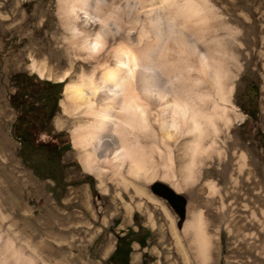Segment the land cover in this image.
<instances>
[{
    "label": "rangeland",
    "instance_id": "rangeland-1",
    "mask_svg": "<svg viewBox=\"0 0 264 264\" xmlns=\"http://www.w3.org/2000/svg\"><path fill=\"white\" fill-rule=\"evenodd\" d=\"M153 1L148 8L157 9L159 0ZM213 1L219 15L226 19L227 13L232 15L228 25L239 28L243 35L232 38L219 33L229 53L217 54L222 58L224 78L218 82L212 67L205 74L194 71L192 87L194 92L205 93L209 111L212 105L222 109L226 101L224 108L233 122L228 131L220 120L214 128L218 132L205 127L207 152L196 156L191 171L186 172V140L181 131L175 130L176 140L170 141L157 130L160 143L148 152L152 154L145 169L149 176L137 179L126 169L117 175L109 168L90 173L84 167V152L73 136L82 116L64 114L61 101L71 78L88 65L74 60L69 76L59 81L70 67L58 0H0V183L9 186V192H4L0 185V197L5 195L6 203L19 213L12 231L0 222L1 237L11 233L20 241L19 237H29L31 255H40L49 264H111L118 239L132 231L145 243L143 247L131 244L128 264H180V248L193 256L189 250L192 239L183 230L193 214L202 211L206 233L216 237L212 243L214 264H264V0ZM210 26H216L215 22ZM174 47L199 68L188 47ZM32 57L49 61L51 78H42L32 69ZM37 81L60 85V99L51 119L44 115L46 106L34 104L35 111L25 124L34 143L26 144L16 133L20 113L12 99L19 89ZM215 140V150H210ZM61 148L66 151L59 158L53 156ZM218 149L226 150L227 158H220ZM240 150L248 156L244 174L236 168L235 154ZM156 182L186 199L181 229L173 210L151 192ZM210 182L213 190L206 186ZM25 211L27 220L21 218Z\"/></svg>",
    "mask_w": 264,
    "mask_h": 264
},
{
    "label": "bare ground",
    "instance_id": "bare-ground-1",
    "mask_svg": "<svg viewBox=\"0 0 264 264\" xmlns=\"http://www.w3.org/2000/svg\"><path fill=\"white\" fill-rule=\"evenodd\" d=\"M151 1L154 2L58 0L65 31L62 39L67 45L64 52L70 67L59 81L69 76L76 59L90 66L88 69L84 65L71 78L61 101L64 114L82 116L75 124L73 136L76 146L84 152L83 164L90 173L105 172L109 168L118 175L126 169L137 179L148 177L145 169L152 156L149 153L160 143L157 130L170 141L176 140L175 130L181 131L186 140L184 169L191 171L195 157L207 152L205 127L214 129L220 120L228 131L233 122L229 110L224 108L226 101L222 109L212 105L209 111L204 104L205 93L194 92L192 87L194 71L205 74L212 67L218 82L223 77L222 58L217 54L229 53L219 33L232 38L243 35L239 28L228 25L233 22L232 15L227 13V19L219 15V7L213 0H159L157 9L148 8ZM212 21L216 26H210ZM175 44L188 47L199 68L190 63L186 53L176 51ZM32 59V69L42 78H51L47 69L49 61ZM215 141L209 149L218 143ZM168 151L173 161L169 146ZM225 151L217 150L220 158H227ZM235 155L238 171L247 172V154L240 150ZM0 185L4 192H9L7 184ZM206 186L209 190L215 188L213 182ZM3 197H0V222L12 231L19 213ZM26 212L21 214L24 220L28 218ZM183 231L185 237L192 239L189 250L193 256L180 248V264H214L212 243L216 237L206 233L203 212L193 214ZM19 238L21 241L16 233L0 236V264H49L42 256L31 255L29 237ZM176 241L179 247H184Z\"/></svg>",
    "mask_w": 264,
    "mask_h": 264
},
{
    "label": "trees",
    "instance_id": "trees-1",
    "mask_svg": "<svg viewBox=\"0 0 264 264\" xmlns=\"http://www.w3.org/2000/svg\"><path fill=\"white\" fill-rule=\"evenodd\" d=\"M31 81V79H29ZM61 86L58 84H52L46 81H37L32 84L29 83L19 89V91L13 97V106L16 111L20 113L17 119L16 133L18 139L22 143L33 144L34 139L32 133L26 129V122L28 121V115L35 111L34 104L41 102L45 109V114L51 119L55 109L57 108L58 101L60 99ZM27 98H32L31 103H26ZM59 154L53 155L57 158L61 156V153L65 152V148L58 149ZM137 243L141 247L144 246L145 239L129 232L124 237H120L117 241L116 248L113 254L109 258L111 264H128V258L131 253V244Z\"/></svg>",
    "mask_w": 264,
    "mask_h": 264
},
{
    "label": "water",
    "instance_id": "water-1",
    "mask_svg": "<svg viewBox=\"0 0 264 264\" xmlns=\"http://www.w3.org/2000/svg\"><path fill=\"white\" fill-rule=\"evenodd\" d=\"M21 1L22 3H25L28 0ZM150 190L154 195L163 199L177 215L179 219L178 229H181L186 215V199L182 195L176 193L172 188L160 182H156L154 185H152Z\"/></svg>",
    "mask_w": 264,
    "mask_h": 264
},
{
    "label": "snow or ice",
    "instance_id": "snow-or-ice-1",
    "mask_svg": "<svg viewBox=\"0 0 264 264\" xmlns=\"http://www.w3.org/2000/svg\"><path fill=\"white\" fill-rule=\"evenodd\" d=\"M95 47H98V45H96Z\"/></svg>",
    "mask_w": 264,
    "mask_h": 264
}]
</instances>
